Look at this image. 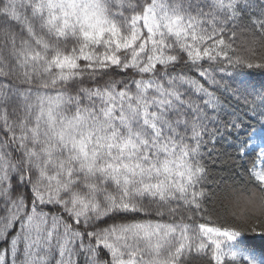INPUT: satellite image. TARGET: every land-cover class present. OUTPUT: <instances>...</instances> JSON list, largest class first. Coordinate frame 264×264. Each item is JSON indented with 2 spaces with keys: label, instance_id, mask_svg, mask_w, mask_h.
Segmentation results:
<instances>
[{
  "label": "snow or ice",
  "instance_id": "snow-or-ice-1",
  "mask_svg": "<svg viewBox=\"0 0 264 264\" xmlns=\"http://www.w3.org/2000/svg\"><path fill=\"white\" fill-rule=\"evenodd\" d=\"M0 264H264V0H0Z\"/></svg>",
  "mask_w": 264,
  "mask_h": 264
}]
</instances>
